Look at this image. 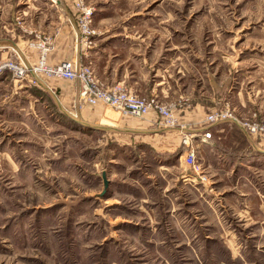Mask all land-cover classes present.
<instances>
[{"label": "rangeland", "instance_id": "374dc122", "mask_svg": "<svg viewBox=\"0 0 264 264\" xmlns=\"http://www.w3.org/2000/svg\"><path fill=\"white\" fill-rule=\"evenodd\" d=\"M133 1L131 17L162 21L166 55L193 49L203 69L220 63L214 75L223 88L237 86L241 68L264 59V0ZM86 3L94 16L96 4ZM92 26L90 42L77 37L82 55L96 46ZM33 36L26 46L47 38ZM223 101L215 108L234 109ZM181 102L164 103L179 115ZM78 109L106 128L81 129L57 114L33 129L39 138H0L7 150L0 154V264H264V158L252 159L260 167L242 166L244 127L220 123L232 133L220 148L230 155L225 160L239 163L233 171L208 169L202 136L169 152L161 139L179 127L143 126L144 119L104 105ZM252 114L235 113L241 120ZM190 147L193 169L182 162Z\"/></svg>", "mask_w": 264, "mask_h": 264}, {"label": "crops", "instance_id": "0c3cea01", "mask_svg": "<svg viewBox=\"0 0 264 264\" xmlns=\"http://www.w3.org/2000/svg\"><path fill=\"white\" fill-rule=\"evenodd\" d=\"M63 1L32 0L22 8L19 6L23 5V0H0V61L14 53L21 62L32 63L37 50L29 48L25 42L32 35H45L48 38V64L63 60L90 63L94 74L106 85L121 83L140 96L154 95L162 102L182 100L183 108L179 109L178 116L185 129L174 130L164 135L165 139H161L163 147L165 145L169 152L184 147L181 145L184 136L189 141L201 138L204 126L196 125L207 112L223 104V100L229 101L242 119L250 117L252 112L264 116V59H254L255 65L242 67L239 80L235 83L237 86L233 84L223 88L215 77L220 63L203 69L193 49H177L173 55H166L162 21L131 17V5H138L132 0H93L96 4L93 25L98 30L94 36L96 46L82 55V48L77 44L75 12L69 3ZM17 14L21 26L16 22ZM226 72L223 73L231 82L232 78ZM33 78L34 82L31 81ZM79 105H82V101L79 100L77 81H56L43 75H28L24 80L16 82L5 72L0 76V138L6 139L10 134L14 135V132L19 133L15 135L19 138H39L38 132H33V129L40 128V123L44 127L46 122L56 121L57 114L81 129L106 128L91 124V120L96 119L90 118L91 115L85 114V111L81 112ZM73 112L76 115H72ZM100 117V120H104ZM140 119H144L143 126L153 125L158 120L154 115ZM132 129L133 132L142 131L135 127ZM207 129L212 139L210 142L204 139L206 143H201L207 150L204 152L207 157V161H204L206 167L213 169L215 166L220 170L233 171L239 162L225 160L230 155H225L220 149L225 137L232 133L223 131L220 123L207 126ZM240 130L242 166L260 167L261 162L252 159L264 158V136ZM6 152L0 150L1 155ZM215 155L216 160H211Z\"/></svg>", "mask_w": 264, "mask_h": 264}, {"label": "built area", "instance_id": "2783aa9c", "mask_svg": "<svg viewBox=\"0 0 264 264\" xmlns=\"http://www.w3.org/2000/svg\"><path fill=\"white\" fill-rule=\"evenodd\" d=\"M70 2L72 10L75 12L78 39L80 42H90L91 36L95 34V29L92 26L94 8L88 5L86 0H70ZM27 46L37 50L36 58L32 63L21 62L14 53L0 61V72L8 73L13 81L20 82L28 75H43L77 81L79 100L85 104L109 106L137 118L154 115L163 127H179L178 129L181 131L185 129L184 125L180 123L174 104H166L154 95L140 96L121 83L106 85L94 74L91 66L83 65L78 61L63 60L55 64L46 63L47 38L29 43ZM31 81L34 82L35 79L33 78ZM227 121L239 123L251 135H264V116L257 117L256 114H252L251 119L241 120L236 117L233 108L225 105L214 108L205 114L202 139L211 137L207 126ZM182 144L189 145V139L186 136L182 138ZM182 162L185 166L193 169L195 153L191 147L185 150Z\"/></svg>", "mask_w": 264, "mask_h": 264}, {"label": "water", "instance_id": "95a60500", "mask_svg": "<svg viewBox=\"0 0 264 264\" xmlns=\"http://www.w3.org/2000/svg\"><path fill=\"white\" fill-rule=\"evenodd\" d=\"M178 154H179V153H178ZM102 177H103L104 181L106 182V179H105V176H104V174L102 175Z\"/></svg>", "mask_w": 264, "mask_h": 264}]
</instances>
